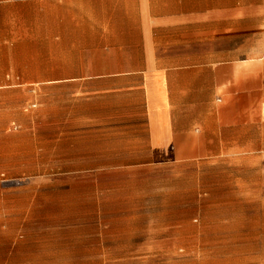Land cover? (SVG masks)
Returning a JSON list of instances; mask_svg holds the SVG:
<instances>
[{
    "label": "crops",
    "instance_id": "obj_1",
    "mask_svg": "<svg viewBox=\"0 0 264 264\" xmlns=\"http://www.w3.org/2000/svg\"><path fill=\"white\" fill-rule=\"evenodd\" d=\"M241 1L0 0V93L40 79L43 112L73 111L109 169L255 159L264 6Z\"/></svg>",
    "mask_w": 264,
    "mask_h": 264
},
{
    "label": "rangeland",
    "instance_id": "obj_2",
    "mask_svg": "<svg viewBox=\"0 0 264 264\" xmlns=\"http://www.w3.org/2000/svg\"><path fill=\"white\" fill-rule=\"evenodd\" d=\"M57 108L1 90L0 264H264V152L109 169Z\"/></svg>",
    "mask_w": 264,
    "mask_h": 264
}]
</instances>
